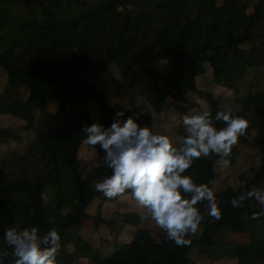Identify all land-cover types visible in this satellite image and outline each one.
<instances>
[{
    "label": "trees",
    "instance_id": "obj_1",
    "mask_svg": "<svg viewBox=\"0 0 264 264\" xmlns=\"http://www.w3.org/2000/svg\"><path fill=\"white\" fill-rule=\"evenodd\" d=\"M249 43L250 48L245 47ZM158 63L165 67H155ZM0 70L7 76L0 114L25 122L19 128L0 127V145L32 138L26 152L0 162V249L9 252L3 264H13L11 248L2 239L5 227L35 226L41 233L53 227L45 191L61 173L70 176L76 206L55 226L61 236L56 264H197L196 256L264 264V215L252 218L259 205L253 207L248 199L242 208L233 209L229 203L235 195L264 185V139L258 141V170L237 188L215 191L222 164L215 155L195 159L186 170L196 183L215 191L221 218L207 215V202L198 203L204 215L201 234L185 238L189 243L182 246L163 232L156 240L141 226L140 215L129 213L124 215L133 230L129 241L107 240L93 247L80 231L85 223L95 228L106 224L114 231L102 208L116 197L105 198L94 187L111 172L104 165L96 167L102 153L98 151L86 176L79 160L81 126H108L117 111L99 80L110 82L114 94L124 91L126 83L125 98L132 106L135 97H142L146 109L136 107L132 116L140 113L138 123L151 126L155 114L171 109L188 113L194 97L214 114L220 99L198 85L207 74L215 85L236 94L252 76L264 77V0H0ZM113 70L120 82L112 80ZM21 91L34 103L31 114L19 108ZM247 95L233 101L238 108L233 113L249 126L232 147L229 162L241 155L257 118L264 119V85L255 99ZM52 103L57 104L55 111L48 108ZM95 201L97 213L90 215L87 209ZM232 234H244L248 242L226 238Z\"/></svg>",
    "mask_w": 264,
    "mask_h": 264
},
{
    "label": "clouds",
    "instance_id": "obj_2",
    "mask_svg": "<svg viewBox=\"0 0 264 264\" xmlns=\"http://www.w3.org/2000/svg\"><path fill=\"white\" fill-rule=\"evenodd\" d=\"M140 113L126 115L115 111L112 122L85 124L80 128L82 143L98 146L102 153L96 167L111 170L95 183L97 192L105 198L118 197L126 192L150 214V220L162 230L167 240L177 246L189 243L185 236L198 230L204 215L197 207L207 202V215L221 218L217 197L206 183H196L186 173L193 161L215 155L227 167L232 147L246 134L248 121L233 113L229 106L186 113L181 116L183 134L173 141L158 134L150 124L138 123ZM220 122L222 126H217ZM254 199L264 215V188L255 187L241 192L229 201L233 209L242 208L243 202ZM2 239L11 248L13 264H56L61 247V236L55 227L46 232L16 224L3 229ZM9 256L0 249V264Z\"/></svg>",
    "mask_w": 264,
    "mask_h": 264
},
{
    "label": "rangeland",
    "instance_id": "obj_3",
    "mask_svg": "<svg viewBox=\"0 0 264 264\" xmlns=\"http://www.w3.org/2000/svg\"><path fill=\"white\" fill-rule=\"evenodd\" d=\"M250 45L251 43L247 44L245 47H249ZM155 67L163 69L165 67V64L158 63L155 65ZM113 74L114 77L112 78V80L120 82L121 78L115 74V70H113ZM6 82V74L4 71L0 70V95L4 90ZM97 84L101 86L102 91L108 96L111 101V105L117 111H125L126 115H132L136 107L143 106L144 109H146V105L142 97H135L133 106L131 101L128 98H125L124 91L128 87L126 83L122 84V87H124V91H121L118 94H114V92L110 90V82L104 84L103 82H101V80H99L97 81ZM198 85L200 89L211 90L213 95L220 99L219 101H221V107L229 106L232 111L235 112L238 110V108L233 104L236 96L238 98H243L248 94L247 96H249V98H252V100L255 99L258 89H260V87L264 85V77L262 75H259L249 78L248 84L241 89L240 94L229 92L227 89L215 85L211 80L210 74H207L206 77L199 79ZM18 94L19 108L27 113H33L34 103L29 99L27 91H21ZM193 100L194 108H192L188 113L201 111V109L204 107L205 109L207 108V105L201 102L197 97H194ZM90 107L93 117H99V114L95 109V105L92 103ZM48 108L50 111H55L57 108V104L52 103ZM181 116V113L173 109L161 114H155L151 127L158 134L167 135L174 141L177 136L183 134ZM24 124L25 122L20 119L0 114V127L19 128ZM259 139H264V119L261 118H257V126L253 128V130L246 138V144L241 145V155L239 156V158H236L234 162H229L227 167H225L223 164H220L218 166L220 176L218 180H215V191L223 190L228 186L237 188L240 185L246 184V182L253 177L260 164L261 155L260 144L258 142ZM31 142L32 138H27L26 136H24L22 140L16 142L11 141L7 145H0V162L15 154L20 155L26 152ZM97 158L98 151L95 147L86 144L81 147L79 151V160L83 176L89 174ZM57 180L55 179L51 181L46 186L45 191V203L48 205L50 211V220L53 227H55L60 222L61 218L64 215L73 211L76 206L74 188L71 183L70 176L67 173H61L57 177ZM256 187L263 188L264 185L258 184ZM250 204L253 207H257L259 205L258 202L254 199H250ZM98 205L99 202H93L87 209V212L90 215H96ZM129 213L140 215L141 219H143L141 226L149 229L156 240H160L162 238V230L159 229L155 225V223L150 220V214L144 208L140 207L130 195H120L116 197V200L113 203H105L102 208V216L107 221H113L115 225L114 231L109 229L106 224L102 225L99 228H95L91 223H85L83 229L80 231V234L93 247H100L107 240L113 241L116 239L120 242L129 241L132 238L133 230L131 225L125 223L124 220V215ZM120 229L121 232L118 233ZM201 231V227H198L197 232L190 233L186 235L185 238L189 240L198 238L201 234ZM226 238L235 243L248 242V237L244 234H232L227 236ZM195 262L197 264H237L236 259L233 258L224 257L220 260H215L211 256H196Z\"/></svg>",
    "mask_w": 264,
    "mask_h": 264
}]
</instances>
